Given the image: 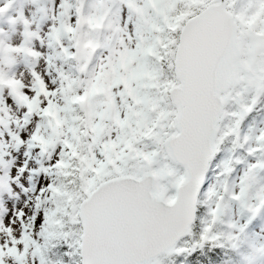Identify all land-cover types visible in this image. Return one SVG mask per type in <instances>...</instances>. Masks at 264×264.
<instances>
[{
    "label": "snow or ice",
    "instance_id": "6c2138e0",
    "mask_svg": "<svg viewBox=\"0 0 264 264\" xmlns=\"http://www.w3.org/2000/svg\"><path fill=\"white\" fill-rule=\"evenodd\" d=\"M0 0V264H264V0Z\"/></svg>",
    "mask_w": 264,
    "mask_h": 264
},
{
    "label": "rangeland",
    "instance_id": "374dc122",
    "mask_svg": "<svg viewBox=\"0 0 264 264\" xmlns=\"http://www.w3.org/2000/svg\"><path fill=\"white\" fill-rule=\"evenodd\" d=\"M20 2H21V0H17L16 5L14 6V9L9 12V14H8L9 16H12V17L16 16V14H17L16 10L20 7ZM0 26H3L5 28L9 27L6 23H4L2 21H0Z\"/></svg>",
    "mask_w": 264,
    "mask_h": 264
}]
</instances>
